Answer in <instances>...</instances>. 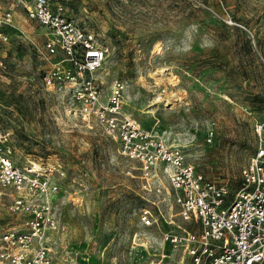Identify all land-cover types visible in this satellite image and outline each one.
Wrapping results in <instances>:
<instances>
[{"label": "rangeland", "instance_id": "374dc122", "mask_svg": "<svg viewBox=\"0 0 264 264\" xmlns=\"http://www.w3.org/2000/svg\"><path fill=\"white\" fill-rule=\"evenodd\" d=\"M51 2L108 47L103 91L125 80L126 111L235 193L255 150L254 122L264 118V0ZM6 10L13 20L0 44V127L11 132V159L40 164L58 190L61 226L47 235L53 264H153L162 254L161 264H192L164 239L178 225L192 228L165 174L160 192L144 188L139 162L122 156L101 126L68 118L43 84L56 56L46 51L47 29L14 0H0ZM9 201L0 200V233L25 217Z\"/></svg>", "mask_w": 264, "mask_h": 264}, {"label": "built area", "instance_id": "2783aa9c", "mask_svg": "<svg viewBox=\"0 0 264 264\" xmlns=\"http://www.w3.org/2000/svg\"><path fill=\"white\" fill-rule=\"evenodd\" d=\"M31 18L47 29L45 48L51 58L44 74L45 88L59 96L68 118L101 126L119 144V153L139 162L144 188L161 191L165 174L178 205V214L192 221L164 234L173 249L183 250L192 264H264V118L255 120V150L241 169V186L230 188L207 179L187 161L180 146L154 134L125 109L127 84L115 78L110 91H103L98 72L108 47L97 34L80 26L51 0H14ZM10 10L0 12V44L8 40ZM10 130L0 127V200L9 198L8 209L23 213L21 227L0 233V264H53L48 233L60 228L57 188L36 162L16 164L7 146ZM210 130L207 138H214ZM163 187L165 188L164 184ZM150 209L142 219L151 223ZM161 260L153 264H161ZM71 264H80L72 260Z\"/></svg>", "mask_w": 264, "mask_h": 264}]
</instances>
